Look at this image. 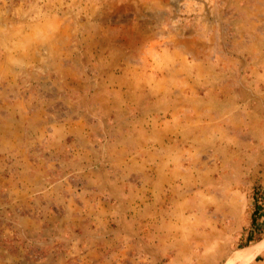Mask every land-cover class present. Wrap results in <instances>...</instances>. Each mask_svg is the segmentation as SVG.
Segmentation results:
<instances>
[{
  "label": "rangeland",
  "instance_id": "1",
  "mask_svg": "<svg viewBox=\"0 0 264 264\" xmlns=\"http://www.w3.org/2000/svg\"><path fill=\"white\" fill-rule=\"evenodd\" d=\"M0 264H264V0H0Z\"/></svg>",
  "mask_w": 264,
  "mask_h": 264
},
{
  "label": "trees",
  "instance_id": "2",
  "mask_svg": "<svg viewBox=\"0 0 264 264\" xmlns=\"http://www.w3.org/2000/svg\"><path fill=\"white\" fill-rule=\"evenodd\" d=\"M252 198H253V209L249 215V222H248V228L244 237V240L242 242V247H247L251 244H254L258 242L262 235L258 232H254L258 230L257 221H258V210H257V200L254 198L255 196V190H252Z\"/></svg>",
  "mask_w": 264,
  "mask_h": 264
}]
</instances>
